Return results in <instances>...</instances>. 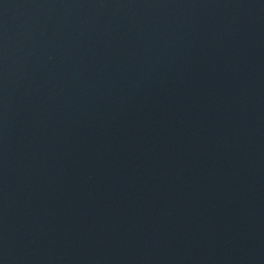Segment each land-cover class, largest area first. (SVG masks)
Listing matches in <instances>:
<instances>
[{
	"label": "water",
	"instance_id": "obj_1",
	"mask_svg": "<svg viewBox=\"0 0 264 264\" xmlns=\"http://www.w3.org/2000/svg\"><path fill=\"white\" fill-rule=\"evenodd\" d=\"M0 264H264V0H0Z\"/></svg>",
	"mask_w": 264,
	"mask_h": 264
}]
</instances>
